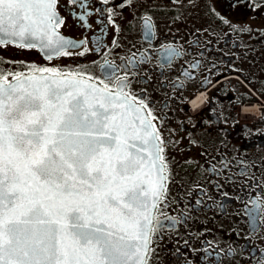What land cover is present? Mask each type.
I'll return each instance as SVG.
<instances>
[{
  "label": "snow or ice",
  "instance_id": "6c2138e0",
  "mask_svg": "<svg viewBox=\"0 0 264 264\" xmlns=\"http://www.w3.org/2000/svg\"><path fill=\"white\" fill-rule=\"evenodd\" d=\"M90 2L68 0L81 9V20ZM58 4L0 0V46L41 48L49 60L70 55L85 41L61 34ZM104 11L111 21L113 10ZM142 19L150 39V17ZM181 54L168 47L163 61L171 64ZM148 59L145 50L119 65L105 61L102 80L43 67L27 75L0 71V264H151L161 231L183 221L185 213L161 211L168 206L166 144L150 101L130 88L134 69ZM199 64L181 76L194 79ZM114 76L112 85L105 82ZM173 87L184 84L178 79ZM210 171L217 173L215 165ZM253 264H264V250Z\"/></svg>",
  "mask_w": 264,
  "mask_h": 264
},
{
  "label": "flooded vegetation",
  "instance_id": "af4514ba",
  "mask_svg": "<svg viewBox=\"0 0 264 264\" xmlns=\"http://www.w3.org/2000/svg\"><path fill=\"white\" fill-rule=\"evenodd\" d=\"M256 5L264 0H110L107 6L91 0L81 20L78 6L59 0V31L83 45L51 60L37 48L0 46L5 74L43 67L96 80L104 79L105 61L119 65L147 51L148 62L134 69L130 88L150 101L166 144L168 206L161 211L185 213L156 238L151 264H253L264 250V187H256L264 185V6ZM105 7L113 10L111 21ZM143 17H150V39ZM168 47L182 53L171 64L163 61ZM194 61H200L195 78L187 80L181 72ZM205 77L211 83L202 85ZM178 79L183 88L173 87ZM200 92L207 103L194 113L188 101ZM213 165L218 174L210 171Z\"/></svg>",
  "mask_w": 264,
  "mask_h": 264
},
{
  "label": "clouds",
  "instance_id": "9594fccd",
  "mask_svg": "<svg viewBox=\"0 0 264 264\" xmlns=\"http://www.w3.org/2000/svg\"><path fill=\"white\" fill-rule=\"evenodd\" d=\"M192 112L199 111L207 103V93L200 92L192 100L188 101Z\"/></svg>",
  "mask_w": 264,
  "mask_h": 264
}]
</instances>
